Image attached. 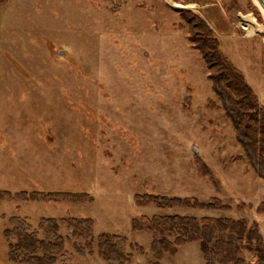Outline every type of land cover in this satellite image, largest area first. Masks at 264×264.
<instances>
[{
	"label": "rangeland",
	"instance_id": "1",
	"mask_svg": "<svg viewBox=\"0 0 264 264\" xmlns=\"http://www.w3.org/2000/svg\"><path fill=\"white\" fill-rule=\"evenodd\" d=\"M252 9L250 0L0 4V264H13L14 239L5 235L12 218L40 239L46 220L92 222L90 237L68 239L59 229L63 252L55 264H107L97 255L100 235L118 236L129 264H204L197 243L157 260L151 235L132 229L133 220L154 215L255 221L264 241V181L217 108L185 22L197 16L209 26L264 105V50L258 40L240 38L252 28L248 15L261 26ZM262 31L251 36L264 37ZM21 192L86 194L92 202L9 197ZM142 195L218 198L231 210L137 207Z\"/></svg>",
	"mask_w": 264,
	"mask_h": 264
},
{
	"label": "trees",
	"instance_id": "2",
	"mask_svg": "<svg viewBox=\"0 0 264 264\" xmlns=\"http://www.w3.org/2000/svg\"><path fill=\"white\" fill-rule=\"evenodd\" d=\"M6 2L0 0V4ZM185 22L188 39L193 49L200 54L208 72L207 78L219 103L217 108L231 123L243 159L256 176L264 181V108L242 73L222 53L219 40L209 26L197 16H191ZM204 168L206 173L203 175L214 182L208 168L203 165ZM9 197L21 202H92V198L86 194L75 193L21 192ZM134 203L137 207L153 206L159 210H231L230 205L218 198L200 202L195 198L142 195L135 196ZM258 208L259 212L263 211L264 202ZM142 219L133 220L132 229L151 235L150 251L157 260L164 254L175 255L180 247L187 244L197 243L204 264H264V241L255 221L248 223L243 219L181 215H154ZM10 221L12 230H7L5 235L8 241L14 239V243L9 241L8 254L13 264H55L57 256L63 252V237L58 234L59 229L70 232L68 239L70 236H89L92 230L89 220H46L48 226H39L40 230H46V238L40 239L31 232L25 220L12 218ZM119 241L118 236L100 235L97 242L98 257L107 264H129L131 258L118 249ZM245 255L253 258V262H248Z\"/></svg>",
	"mask_w": 264,
	"mask_h": 264
},
{
	"label": "crops",
	"instance_id": "3",
	"mask_svg": "<svg viewBox=\"0 0 264 264\" xmlns=\"http://www.w3.org/2000/svg\"><path fill=\"white\" fill-rule=\"evenodd\" d=\"M251 1V3H252V10H254V11H256V13H257V16L260 18V20H261V26H262V29H263V33H264V12L262 11V9H261V11L260 10H258V6H259V4H258V1L257 0H250ZM207 4H203V6H206ZM260 7V6H259ZM206 8V7H205ZM245 18H247V17H245ZM230 31H232V30H230ZM258 31H260V30H258ZM225 34H230V32H225ZM227 36V35H226ZM258 36V35H257ZM237 37V36H236ZM240 38L241 39H245V40H258L259 41V45H260V47L264 50V37H262V36H258V37H252V36H247V35H240ZM252 90H253V88H252ZM254 91V90H253ZM255 92V91H254ZM257 94V93H256ZM259 99V98H258ZM260 101V100H259ZM260 104L262 105V107L264 108V105L262 104V102L260 101Z\"/></svg>",
	"mask_w": 264,
	"mask_h": 264
},
{
	"label": "bare ground",
	"instance_id": "4",
	"mask_svg": "<svg viewBox=\"0 0 264 264\" xmlns=\"http://www.w3.org/2000/svg\"><path fill=\"white\" fill-rule=\"evenodd\" d=\"M172 7H174V8H178V9L185 8V7L178 6V5H176V4H174ZM187 9H188V8H187ZM247 18H248V22H250V23L252 24V28H254L253 31H252V28H249V31H248V35H249V36H251L252 34H254V30H255V28L258 29V30H262V27L259 26V25H257L256 21L254 20V18H252L251 15H248ZM250 26H251V25H250ZM256 31H257V30H256Z\"/></svg>",
	"mask_w": 264,
	"mask_h": 264
},
{
	"label": "water",
	"instance_id": "5",
	"mask_svg": "<svg viewBox=\"0 0 264 264\" xmlns=\"http://www.w3.org/2000/svg\"><path fill=\"white\" fill-rule=\"evenodd\" d=\"M257 1H258V4H259L260 8L264 12V0H257ZM63 54H64V52H61L60 55H63Z\"/></svg>",
	"mask_w": 264,
	"mask_h": 264
},
{
	"label": "built area",
	"instance_id": "6",
	"mask_svg": "<svg viewBox=\"0 0 264 264\" xmlns=\"http://www.w3.org/2000/svg\"><path fill=\"white\" fill-rule=\"evenodd\" d=\"M250 15H251V14H250ZM251 16H252V15H251ZM241 19H242V18H241ZM242 22H243L244 26L246 27L247 24H248V22L244 21L243 19H242Z\"/></svg>",
	"mask_w": 264,
	"mask_h": 264
}]
</instances>
